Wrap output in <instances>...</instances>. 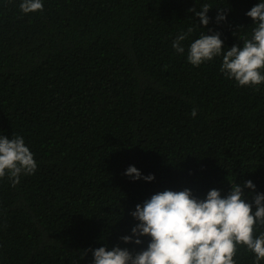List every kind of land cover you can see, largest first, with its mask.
<instances>
[{
    "label": "trees",
    "instance_id": "1",
    "mask_svg": "<svg viewBox=\"0 0 264 264\" xmlns=\"http://www.w3.org/2000/svg\"><path fill=\"white\" fill-rule=\"evenodd\" d=\"M21 2L0 0V135L22 136L37 169L15 187L0 178V264H92L101 246L141 251L150 237H121L139 223L136 205L160 191L204 199L251 180L247 201L264 193V83L226 78L222 56L187 60L202 33L242 46L256 26L246 12L260 0H43L28 14ZM204 4L206 27L189 11ZM189 27L177 53L172 42ZM130 165L140 179L125 175ZM235 259L255 264L244 246Z\"/></svg>",
    "mask_w": 264,
    "mask_h": 264
},
{
    "label": "clouds",
    "instance_id": "2",
    "mask_svg": "<svg viewBox=\"0 0 264 264\" xmlns=\"http://www.w3.org/2000/svg\"><path fill=\"white\" fill-rule=\"evenodd\" d=\"M24 14L43 11V0H22L19 5ZM210 6L204 4L200 11L189 9L199 17L205 27ZM246 15L255 23L251 38H245L242 46L235 44L228 49L219 32L201 34L190 43L187 60L194 66L222 56L220 71L226 78L235 79L240 86H256L264 83V0L255 4ZM217 22L226 19L218 12ZM193 29L177 34L172 47L183 54L182 44ZM191 115L195 117L197 110ZM37 169L34 154L24 138L0 135V178L6 175L15 187L22 175H32ZM125 175L140 179L142 174L130 165ZM146 181L154 174L143 176ZM226 196L220 190L211 189L204 199L193 196L191 189L164 190L153 194L143 204H137L131 215L139 221L131 235L121 239L125 243H143L148 236L147 247L133 253L127 248L114 246L111 250L101 246L93 252L92 264H236L238 246H244L255 254V264L264 260V231L256 235V226H264V193H256L248 202L244 188L255 189L251 180L243 184L231 182ZM253 204L255 211H253ZM86 254V253H85Z\"/></svg>",
    "mask_w": 264,
    "mask_h": 264
}]
</instances>
